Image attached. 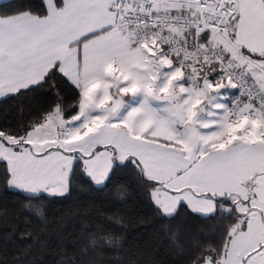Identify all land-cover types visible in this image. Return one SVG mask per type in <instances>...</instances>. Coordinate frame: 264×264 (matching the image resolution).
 I'll use <instances>...</instances> for the list:
<instances>
[{"label":"snow or ice","instance_id":"6c2138e0","mask_svg":"<svg viewBox=\"0 0 264 264\" xmlns=\"http://www.w3.org/2000/svg\"><path fill=\"white\" fill-rule=\"evenodd\" d=\"M0 8V103L16 109L0 118L9 189L65 196L79 176L103 191L127 169L161 221L221 222L186 264H264V0ZM125 211L96 209L121 226ZM84 232L59 264H102L119 246L101 225Z\"/></svg>","mask_w":264,"mask_h":264},{"label":"trees","instance_id":"16d2710c","mask_svg":"<svg viewBox=\"0 0 264 264\" xmlns=\"http://www.w3.org/2000/svg\"><path fill=\"white\" fill-rule=\"evenodd\" d=\"M7 4L10 0H1ZM39 7L44 0H28ZM0 11H3L0 8ZM33 106L44 103L37 97ZM16 115L14 102L0 103V118ZM0 167V254L9 264H59L65 250L72 251L86 243L85 229L101 225L119 246L106 247L99 257L102 264H186L188 250L200 242L210 241L219 233L221 222L189 216L186 212L171 221H161L144 200L143 189L134 174L120 169L103 191H94L79 176L70 194L46 198H26L30 194L9 189ZM121 185L125 191H119ZM28 207H25V206ZM124 208L126 223L121 226L97 216L96 209ZM89 210L85 214V210ZM37 212L42 213L37 215ZM31 232V237L21 233ZM78 243L73 245L72 239ZM96 258V257H94Z\"/></svg>","mask_w":264,"mask_h":264},{"label":"crops","instance_id":"0c3cea01","mask_svg":"<svg viewBox=\"0 0 264 264\" xmlns=\"http://www.w3.org/2000/svg\"><path fill=\"white\" fill-rule=\"evenodd\" d=\"M1 1V0H0ZM45 1V0H44Z\"/></svg>","mask_w":264,"mask_h":264}]
</instances>
